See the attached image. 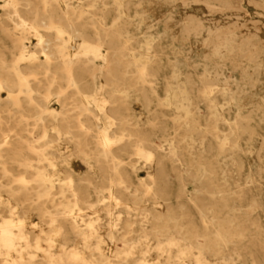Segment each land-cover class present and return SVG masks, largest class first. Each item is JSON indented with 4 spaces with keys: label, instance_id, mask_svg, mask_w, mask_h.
Segmentation results:
<instances>
[{
    "label": "bare ground",
    "instance_id": "1",
    "mask_svg": "<svg viewBox=\"0 0 264 264\" xmlns=\"http://www.w3.org/2000/svg\"><path fill=\"white\" fill-rule=\"evenodd\" d=\"M0 9V264H264V0Z\"/></svg>",
    "mask_w": 264,
    "mask_h": 264
},
{
    "label": "rangeland",
    "instance_id": "2",
    "mask_svg": "<svg viewBox=\"0 0 264 264\" xmlns=\"http://www.w3.org/2000/svg\"><path fill=\"white\" fill-rule=\"evenodd\" d=\"M0 12H1V9H0ZM33 40H34V39H33ZM2 41H5V42H6V39L3 38ZM200 104L202 105V103H200ZM177 132H178V130H176V132H173L172 134H170L168 137H169V138L174 137V136L176 135ZM180 133H181V131H180ZM155 141H156V143H158V144L160 145V147H161L163 150L167 148V143H166L165 141H161V142H160L159 140H155ZM76 168L79 169V170H81V169H83V166L78 165V166H76ZM137 174H139V175L142 176L144 173H143V171L139 170V171H137ZM131 175L133 176V174H131ZM174 194H175V193H172L171 198H174ZM172 203H173V201H172ZM135 225H137V222H136Z\"/></svg>",
    "mask_w": 264,
    "mask_h": 264
}]
</instances>
